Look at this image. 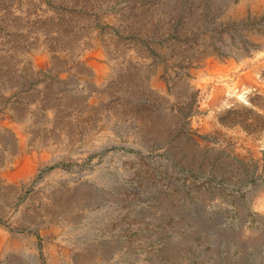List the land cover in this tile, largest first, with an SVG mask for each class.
Listing matches in <instances>:
<instances>
[{
	"label": "rangeland",
	"instance_id": "rangeland-1",
	"mask_svg": "<svg viewBox=\"0 0 264 264\" xmlns=\"http://www.w3.org/2000/svg\"><path fill=\"white\" fill-rule=\"evenodd\" d=\"M161 2L0 0V121L8 112L27 121L34 138L30 156L43 151L54 156L17 195H3L0 188V226L39 249L36 258L4 253L0 264H264V155L234 156L227 131L241 127L261 142L264 120L253 123L251 113L240 110L215 116L208 94L195 86L204 69L201 55L210 46L221 49L230 30L244 42L243 27L218 24L222 10L214 0H176L167 19L158 9ZM99 46L113 54L116 79L102 94L79 86L96 99L93 106L66 101L65 85L33 65L34 57L46 53L55 71L76 76L75 67ZM131 51L135 60L128 58ZM133 75L148 81L158 76L176 93L171 115ZM0 135L2 171L19 145L9 128H0ZM54 172L57 181L49 180Z\"/></svg>",
	"mask_w": 264,
	"mask_h": 264
},
{
	"label": "bare ground",
	"instance_id": "bare-ground-1",
	"mask_svg": "<svg viewBox=\"0 0 264 264\" xmlns=\"http://www.w3.org/2000/svg\"><path fill=\"white\" fill-rule=\"evenodd\" d=\"M158 6L160 12L169 17L173 13L174 4L176 0H162ZM215 8H221L222 12L218 15L220 20L218 24L224 23L231 26H242L243 29L240 32L244 42L237 39V35L234 31H229L223 36L222 47L220 49L210 46L206 47L207 50L201 55V63L204 65V69L200 70L198 78L199 83L195 86L199 88L202 93L208 94V105L211 111L215 114L219 110L227 112L233 110L246 111L252 115L253 123H261L264 120V0H214ZM159 4V3H158ZM214 8V7H213ZM196 10V9H195ZM216 11V10H215ZM218 14V13H217ZM194 15V14H193ZM162 16V15H161ZM113 17V16H112ZM111 17V18H112ZM162 18V17H161ZM191 18V17H190ZM164 19V18H163ZM249 23H254L255 26ZM246 24V25H245ZM241 27V28H242ZM76 33V32H75ZM56 34V33H55ZM236 38L237 43H233V36ZM67 35V34H66ZM80 35V34H79ZM62 37V36H61ZM74 37V36H73ZM53 38V37H52ZM59 39V38H58ZM62 39V38H61ZM80 39V38H79ZM67 40V38H66ZM97 41V40H96ZM75 42V41H74ZM67 44V43H66ZM100 44V43H99ZM69 45V44H68ZM76 45V44H74ZM38 46V45H37ZM97 46V45H96ZM66 47V46H65ZM69 47V46H68ZM90 47V46H89ZM94 47V45H93ZM45 48V47H44ZM96 50L94 56L91 54H85L81 67H75L73 75H69L64 72H57L54 70L52 60L46 53L38 54L33 59V65L36 69L46 70L53 74L56 85H62L67 88L68 92L64 94V97L73 99L76 103L84 104L87 100L89 106H93V99L86 95V92H80L79 86L86 84L88 87L87 92L94 90L97 94H102L104 86L111 78H115L116 72L114 70L116 62L113 59V54L106 53L100 46ZM38 49V48H37ZM42 49V48H41ZM81 49V48H80ZM61 50V49H60ZM76 50V49H75ZM89 50V49H88ZM94 50V49H93ZM115 50V49H114ZM33 51V50H32ZM42 51V50H40ZM116 51V50H115ZM136 51V50H135ZM43 52V51H42ZM59 52V51H57ZM67 52V51H66ZM186 52V51H185ZM189 52V50H188ZM71 53V52H70ZM76 53V52H75ZM84 53V52H83ZM132 51L129 52V59L135 60V56L132 55ZM203 53V52H202ZM126 54V53H125ZM128 54V53H127ZM189 54V53H188ZM200 54V53H199ZM59 55V54H58ZM195 55V54H194ZM65 56V55H64ZM70 56V55H69ZM73 56V55H72ZM83 56V55H82ZM127 56V55H126ZM139 56V55H138ZM143 56V55H142ZM118 57V56H117ZM187 57V56H186ZM185 57V58H186ZM196 57V56H195ZM189 58V57H188ZM68 59V58H67ZM76 59V58H74ZM81 59V58H80ZM117 59V58H116ZM26 60V59H25ZM28 60V59H27ZM127 60V59H126ZM138 60V59H137ZM60 61V60H59ZM129 61V60H128ZM28 62V61H27ZM62 62V61H61ZM139 62V61H138ZM193 62V61H192ZM76 63V62H75ZM123 64V63H122ZM128 64V63H127ZM132 64V63H131ZM130 64V65H131ZM143 64V63H142ZM24 65V64H23ZM65 65V64H64ZM138 65V64H137ZM20 66V65H19ZM22 66V65H21ZM20 66V67H21ZM28 66V65H27ZM61 66V65H60ZM124 66V65H123ZM126 66V65H125ZM145 66V65H144ZM73 67V66H72ZM30 68V67H29ZM66 68V67H65ZM146 68V67H145ZM201 68V67H200ZM64 69V68H63ZM118 69V68H117ZM27 70V69H26ZM35 70V69H34ZM81 72L79 73V71ZM142 70V69H141ZM157 70V69H156ZM160 70V69H159ZM197 70V69H196ZM23 71V69H22ZM29 71V70H28ZM117 71V70H116ZM121 71V70H120ZM24 72V71H23ZM27 72V71H26ZM41 72V71H40ZM119 72V71H118ZM117 72V73H118ZM141 72V71H140ZM29 73V72H28ZM35 73V72H34ZM120 73V72H119ZM139 73V72H138ZM158 73V72H157ZM161 73V72H160ZM170 73H172L170 71ZM38 74V73H37ZM44 74V73H43ZM78 74V75H77ZM134 74V73H133ZM2 75V74H1ZM40 75V74H39ZM126 75V74H125ZM125 75H122L125 76ZM156 75V74H155ZM171 75V74H170ZM187 75V74H186ZM185 75V76H186ZM131 76V75H130ZM142 76V75H141ZM133 75L132 80L137 84L154 95L158 96L163 104L165 113L171 115V107L174 102V92H169L167 86L159 80L158 76H155L151 80H147L145 77ZM175 76V75H174ZM189 76V75H188ZM49 77V76H48ZM152 77V76H151ZM184 77V76H183ZM125 78V77H124ZM7 79V78H6ZM78 79V80H76ZM112 79V80H113ZM116 79V78H115ZM127 79V78H126ZM175 79V78H174ZM183 79V78H182ZM181 80V79H180ZM193 80V79H192ZM78 81V82H77ZM168 81V80H167ZM195 81V80H194ZM120 82V81H119ZM9 83V82H7ZM178 83V82H177ZM192 83V82H191ZM54 84V83H53ZM52 84V85H53ZM110 84V82H109ZM8 85V84H7ZM10 85V84H9ZM115 85V84H113ZM125 85V84H124ZM134 85V84H133ZM55 86V85H54ZM131 86V85H130ZM176 86V85H175ZM178 86V85H177ZM187 86V85H186ZM190 87V86H189ZM188 87V88H189ZM192 87V86H191ZM47 88V87H46ZM173 88V87H172ZM179 88V86H178ZM184 88V87H183ZM7 89V87H6ZM9 89V88H8ZM16 89V88H15ZM60 89V88H59ZM58 89V90H59ZM138 89V88H137ZM171 89V88H170ZM174 89V88H173ZM182 89V88H181ZM193 89V88H192ZM85 90V89H84ZM184 90V89H183ZM187 89H185L186 92ZM199 90V91H200ZM5 91V90H4ZM83 91V90H82ZM182 91V90H181ZM1 92V91H0ZM47 92V91H46ZM106 92V91H105ZM184 92V91H183ZM188 92V90H187ZM186 92V93H187ZM193 92V91H192ZM7 93V92H6ZM107 93V92H106ZM91 94V93H90ZM188 94V93H187ZM186 94V95H187ZM49 95V94H48ZM24 96V95H23ZM27 96V95H26ZM52 96V95H50ZM100 96V95H98ZM38 97V96H37ZM55 97V96H54ZM108 97V96H107ZM154 97V96H153ZM177 97V96H176ZM182 97V96H181ZM28 98V97H27ZM34 98V97H33ZM63 98V97H62ZM60 98V99H62ZM98 98V97H96ZM101 98V96H100ZM189 98V97H188ZM206 98V97H205ZM12 99V98H11ZM32 99V98H31ZM47 99V98H46ZM57 99V98H55ZM108 99V98H107ZM181 99V98H180ZM204 99V98H203ZM38 100V99H37ZM42 100V99H41ZM179 100V99H178ZM50 101V100H49ZM102 101V100H101ZM186 101V100H185ZM6 102V101H5ZM103 102V101H102ZM101 102V103H102ZM204 102V101H203ZM52 103V101H51ZM69 103V102H68ZM67 103V104H68ZM22 104V103H21ZM24 104V103H23ZM59 104V103H58ZM61 104V102H60ZM70 104V103H69ZM1 105V104H0ZM8 105V104H7ZM64 105V104H63ZM85 105V104H84ZM97 105V104H96ZM21 106V105H20ZM26 106V105H25ZM55 106V105H54ZM81 106V105H80ZM202 106V105H201ZM205 106V105H203ZM5 107V106H4ZM51 107V106H50ZM13 108V107H12ZM16 108V107H15ZM37 108V106H36ZM45 108V107H44ZM49 108V107H48ZM54 108V107H53ZM79 108V107H78ZM81 108V107H80ZM19 109V107H18ZM28 109V108H26ZM96 109V108H95ZM94 109V110H95ZM205 109V108H204ZM1 110V109H0ZM3 110V109H2ZM11 110V109H10ZM21 110V109H20ZM58 110V109H57ZM23 111V110H22ZM21 111V113H23ZM81 111V110H80ZM163 111V110H162ZM14 112V111H13ZM19 113V112H18ZM36 113V112H35ZM46 113V112H45ZM92 113V111H91ZM34 114V112H33ZM38 114V113H37ZM161 114V112H160ZM164 114V113H163ZM166 114V116H168ZM210 115V113H208ZM212 114V113H211ZM231 114V113H230ZM236 114V113H234ZM17 115V114H15ZM21 115V114H20ZM18 115V116H20ZM81 115V114H80ZM222 115V114H221ZM242 115V114H241ZM12 113H7L3 120L0 121V128H9L13 133L14 138L18 139L19 154L13 159L12 162H5L0 171V188L4 187L5 190L1 192L8 197L14 196L16 192L24 185H28L39 174V169L44 167L45 164L51 161L53 153L43 151L39 156H30L28 153V147L33 141V137L28 133L27 121H20L19 117L13 118ZM49 116V115H47ZM175 116V115H174ZM238 116V115H237ZM2 117V116H1ZM26 117V116H24ZM41 117V116H40ZM163 117V116H162ZM251 117V116H250ZM22 118V117H21ZM68 118V116H67ZM171 118V117H170ZM173 118V117H172ZM214 118V117H213ZM57 119V118H56ZM140 119V118H139ZM198 119V118H197ZM209 119V118H208ZM250 119V118H249ZM23 120V119H22ZM25 120V119H24ZM204 120V119H202ZM206 120V119H205ZM48 121V120H47ZM106 121V120H105ZM108 121V120H107ZM170 121V120H169ZM168 121V122H169ZM243 121V120H242ZM245 121V119H244ZM192 122V121H191ZM203 122V121H202ZM206 122H208L206 120ZM223 122V121H222ZM30 123V122H29ZM37 123V122H36ZM39 123V122H38ZM134 123V121H133ZM140 123V122H139ZM171 123V122H170ZM198 123V122H197ZM225 123V122H224ZM46 124V123H45ZM192 124V123H191ZM202 124V123H201ZM206 124V123H205ZM72 125V124H71ZM97 125V124H96ZM139 125V124H138ZM142 125V124H141ZM193 125V124H192ZM244 125V124H243ZM261 125V124H260ZM158 126V125H157ZM198 126V125H197ZM247 126V125H246ZM31 127V124H29ZM33 127V126H32ZM66 127V126H65ZM112 127V126H111ZM127 127V126H126ZM110 128V127H109ZM226 128V127H225ZM45 129V128H44ZM43 129V130H44ZM52 129V128H51ZM70 129V128H69ZM125 129V128H124ZM247 129V128H246ZM73 130V129H72ZM191 130V129H190ZM200 130V129H197ZM206 130V129H205ZM233 130V129H232ZM243 128L237 127L234 131H229L234 141L233 155L238 158L247 159L250 155L261 157L264 155V138L261 142H256L253 136L247 137L242 132ZM54 131V130H52ZM59 131V130H58ZM65 131V130H63ZM155 131V130H154ZM194 131V130H192ZM31 132V131H30ZM67 132V131H66ZM84 132V131H83ZM207 132V131H205ZM2 133V132H1ZM6 133V132H5ZM10 133V132H9ZM32 133V132H31ZM62 133V132H61ZM69 133V131H68ZM73 133V132H72ZM132 133V132H131ZM156 133H159L156 132ZM200 133V131H198ZM41 134V133H40ZM57 134V133H56ZM70 134V133H69ZM201 134V133H200ZM252 134V133H251ZM264 134V133H263ZM50 135V133H49ZM137 134H135L136 136ZM164 135V134H163ZM209 135V134H208ZM228 135V138L230 137ZM73 136V134H72ZM83 136V135H82ZM131 136V135H130ZM149 136V135H148ZM172 136V135H171ZM196 136V135H195ZM1 137V135H0ZM35 137V136H34ZM65 137V136H64ZM102 137V136H101ZM151 137V136H150ZM45 138V136H44ZM77 138V136H76ZM142 138V137H141ZM145 138V137H144ZM157 138V137H156ZM196 138V137H195ZM199 138V137H198ZM259 138V136H258ZM37 139V138H35ZM56 139V138H55ZM68 139V138H67ZM72 139V138H71ZM70 139V140H71ZM173 139V138H172ZM206 139V138H205ZM204 139V140H205ZM73 140V139H72ZM79 140V139H78ZM167 140V139H166ZM169 140V138H168ZM199 140V139H198ZM224 140V139H223ZM7 141V139H6ZM38 141V140H37ZM67 141V140H66ZM162 141V140H161ZM5 142V141H4ZM36 142V141H35ZM150 142V141H149ZM69 143V142H68ZM230 143V142H229ZM2 144V143H1ZM43 144V143H42ZM41 144V145H42ZM96 144V143H95ZM114 144V143H112ZM123 144V143H122ZM82 145V144H81ZM225 145V144H224ZM229 145V144H228ZM61 146V145H60ZM106 146V145H104ZM1 147V146H0ZM57 147V146H56ZM80 147V146H79ZM83 147V145H82ZM93 147V146H92ZM107 147V146H106ZM111 147V146H110ZM138 147V145H137ZM172 147V146H171ZM40 148V147H39ZM45 148V147H44ZM43 148V149H44ZM139 148V147H138ZM174 148V147H173ZM8 149V147H7ZM33 149V147H32ZM42 149V150H43ZM80 149V148H79ZM95 148L91 149L94 153ZM110 149V148H109ZM16 150V149H15ZM41 150V149H40ZM99 150V149H98ZM97 150V151H98ZM143 150V149H142ZM227 150V148H226ZM31 151V150H30ZM33 151V150H32ZM69 151V150H68ZM90 151V150H89ZM126 151V150H125ZM230 151V150H229ZM228 151V152H229ZM8 152V151H7ZM62 152V151H61ZM66 152V151H65ZM86 152V151H85ZM16 153V152H15ZM57 153V152H56ZM59 153V152H58ZM80 153V152H79ZM102 153V152H100ZM116 153V152H115ZM231 153V152H230ZM34 154V153H33ZM65 154V153H64ZM111 154V153H110ZM231 154V155H232ZM3 155V154H2ZM61 155V154H60ZM67 155V154H66ZM1 157V156H0ZM54 157V156H53ZM61 157V156H60ZM119 157V156H118ZM230 157V156H229ZM2 158V157H1ZM7 158V157H6ZM9 158V157H8ZM57 158V157H55ZM62 159V158H61ZM125 159V158H124ZM249 159V158H248ZM1 161V160H0ZM81 161V160H80ZM55 162V161H54ZM59 162V161H58ZM56 163V162H55ZM62 163V162H61ZM86 163V162H85ZM59 164V163H58ZM1 166V165H0ZM56 166V165H54ZM49 167V166H48ZM82 167V166H81ZM45 168V167H44ZM43 168V169H44ZM86 168V167H85ZM49 169V168H48ZM13 171V172H12ZM66 171V170H65ZM86 171V170H85ZM49 172V171H48ZM60 172V171H59ZM64 172V171H63ZM92 172V171H91ZM50 173V172H49ZM57 172L52 173L49 176V180L57 181ZM65 173V172H64ZM71 175V173H70ZM89 175V174H88ZM67 177V176H65ZM81 177V176H80ZM85 177V176H83ZM42 180V179H41ZM34 181V180H33ZM44 181V180H43ZM78 181V180H77ZM79 182V181H78ZM88 182V181H87ZM42 183V182H41ZM61 183V182H60ZM77 183V182H76ZM81 183V182H80ZM94 183V182H93ZM72 184V183H71ZM78 184V183H77ZM89 184V183H88ZM85 185V184H84ZM90 185V184H89ZM49 186V185H48ZM94 186V185H93ZM63 187V186H62ZM81 187V186H80ZM67 188V187H66ZM84 188V187H83ZM104 188V187H103ZM106 188V187H105ZM42 189V188H41ZM54 189V188H53ZM73 190L72 188H69ZM47 190V189H46ZM79 190V189H78ZM87 190V189H86ZM98 190V189H97ZM67 191V190H66ZM80 191V190H79ZM91 191V190H90ZM104 191V190H103ZM65 192V191H64ZM73 192V191H72ZM82 192V191H81ZM89 192V189L87 190ZM96 192V191H95ZM108 192V191H107ZM20 193V192H19ZM58 193V190H57ZM68 193V192H67ZM71 193V192H70ZM85 193V192H84ZM93 193V190L92 192ZM102 193V192H101ZM104 193V192H103ZM44 194V192H43ZM60 194V193H59ZM75 194V193H74ZM96 194V193H95ZM98 194V193H97ZM2 195V196H3ZM17 195V194H16ZM40 195V194H39ZM38 195V196H39ZM89 195V194H88ZM94 195V194H93ZM104 195V194H102ZM108 195V194H107ZM59 196V195H58ZM64 196V195H63ZM66 196V195H65ZM72 197V196H71ZM79 197V196H76ZM96 197V196H95ZM107 197V196H106ZM111 197V196H110ZM109 197V198H110ZM3 198V197H2ZM36 198V197H35ZM52 198V197H51ZM59 198V197H58ZM66 198V197H65ZM64 198V199H65ZM90 198V197H89ZM7 197L4 198L6 200ZM12 199V198H11ZM68 199V198H67ZM77 199V198H76ZM75 199V200H76ZM95 199V198H94ZM114 199V198H113ZM3 200V201H4ZM39 200V199H38ZM37 200V201H38ZM58 200V199H57ZM56 200V201H57ZM107 200V199H106ZM109 200V199H108ZM112 200V199H111ZM110 200V201H111ZM2 201V202H3ZM8 201V200H7ZM6 201V203H7ZM36 201V202H37ZM46 201V200H45ZM83 201V200H82ZM101 201V200H100ZM103 201V200H102ZM5 202V201H4ZM11 202V201H10ZM13 202V201H12ZM41 202V201H40ZM44 202V201H43ZM55 202V200H54ZM58 202V201H57ZM108 202V201H107ZM5 203V204H6ZM22 203V202H21ZM24 203V202H23ZM60 203V202H59ZM68 203V202H67ZM94 203V202H93ZM92 203V204H93ZM1 204V203H0ZM28 204V203H27ZM63 204V203H62ZM71 204V203H70ZM85 204V203H84ZM102 204V203H101ZM104 204V203H103ZM26 205V204H25ZM72 205V204H71ZM80 205V204H79ZM95 205V204H94ZM3 206V205H1ZM45 206V205H44ZM43 206V207H44ZM48 206V205H47ZM60 206V205H59ZM65 206V205H64ZM85 206V205H84ZM26 207V206H25ZM33 207V206H32ZM50 207V205H49ZM55 207V206H54ZM71 207V206H70ZM41 208V207H40ZM45 208V207H44ZM43 208V209H44ZM82 208V207H81ZM10 209V208H8ZM59 209V208H58ZM63 209V208H62ZM61 209V210H62ZM0 210H2L0 208ZM41 210V209H40ZM51 210V209H46ZM65 210V209H64ZM78 210V209H77ZM76 210V211H77ZM104 210V209H103ZM7 211V210H6ZM9 211V210H8ZM28 211V210H27ZM43 211V210H42ZM75 213V210H73ZM108 211V210H107ZM5 212V211H4ZM21 212V211H20ZM53 212V210H52ZM55 212V209H54ZM62 212V211H61ZM24 213V212H22ZM26 213V212H25ZM50 213V212H49ZM59 213V212H58ZM73 213V214H74ZM81 213V212H80ZM16 214V213H15ZM30 214V212H29ZM43 214V213H42ZM61 214V213H60ZM9 215V214H8ZM17 215V214H16ZM20 215V214H19ZM28 215V214H27ZM52 215V214H51ZM54 215V214H53ZM3 216V215H2ZM5 216V215H4ZM10 216V215H9ZM30 216V215H29ZM40 216V215H39ZM49 216V215H48ZM16 217V216H15ZM22 217V216H20ZM25 217V216H24ZM66 217V216H65ZM64 217V218H65ZM72 217V216H71ZM76 217V216H75ZM78 217V216H77ZM5 218V217H4ZM14 218V217H13ZM37 218V217H36ZM63 218V217H62ZM6 219V218H5ZM33 219V218H32ZM48 219V218H47ZM72 219V218H71ZM94 219V218H93ZM3 220V219H2ZM13 220V219H12ZM16 220V219H15ZM25 220V219H24ZM52 220V219H51ZM73 220V219H72ZM87 220V219H86ZM90 220V219H89ZM16 221H19L16 220ZM32 221V220H31ZM41 221V220H40ZM66 221V219H65ZM36 222V221H34ZM56 222V221H54ZM53 222V223H54ZM58 222V220H57ZM13 223V222H11ZM66 223V222H65ZM15 224V223H14ZM28 224V223H27ZM36 224H38L36 222ZM59 224V223H58ZM9 225V224H8ZM13 225V224H12ZM19 224H17L18 226ZM29 225V224H28ZM27 225V226H28ZM62 225V224H61ZM243 225V224H242ZM16 226V225H15ZM16 226V227H17ZM36 226V225H35ZM56 226V225H55ZM50 228V227H49ZM21 229V228H20ZM7 230V229H6ZM0 226V256L4 253H12L16 255L32 256L36 258L39 256V249L36 243L33 241H23L14 238ZM34 230V229H33ZM32 230V231H33ZM53 233H58V227L52 228ZM244 230V229H243ZM24 231V230H23ZM27 231V230H26ZM42 231V230H40ZM10 232V231H9ZM16 232H18L16 230ZM15 232V233H16ZM22 232V231H21ZM28 232V231H27ZM50 233V232H49ZM14 234V232H13ZM42 234H47L45 231ZM61 235V234H60ZM46 236V235H45ZM59 236V235H58ZM64 237V236H63ZM66 237V236H65ZM78 238V237H77ZM75 239V238H74ZM56 240V239H55ZM71 240V239H70ZM63 243V242H62ZM73 243V242H72ZM38 244V243H37ZM57 245V244H56ZM41 246V245H40ZM70 246V245H69ZM44 248V247H43ZM51 248V247H50ZM55 248V247H54ZM57 248V247H56ZM70 248V247H69ZM63 249V248H61ZM68 249V248H67ZM43 250V249H42ZM51 250V249H50ZM60 250V249H59ZM65 250V249H64ZM70 250V249H69ZM52 250L51 252H53ZM56 251V250H55ZM62 251V250H61ZM67 251V250H66ZM65 251V252H66ZM9 255V254H8ZM49 255V254H48ZM70 255V254H69ZM41 256V255H40ZM63 256V255H62ZM22 257V256H21ZM51 257V256H49ZM59 257V256H58ZM4 258V257H3ZM60 259V258H59ZM54 260V259H52ZM50 260V261H52ZM68 261V260H67ZM62 264V263H61Z\"/></svg>",
	"mask_w": 264,
	"mask_h": 264
}]
</instances>
